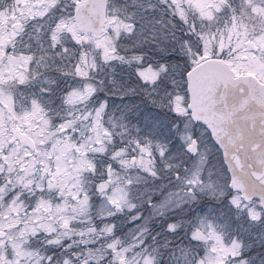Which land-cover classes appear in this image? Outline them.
<instances>
[{
  "label": "snow or ice",
  "instance_id": "1",
  "mask_svg": "<svg viewBox=\"0 0 264 264\" xmlns=\"http://www.w3.org/2000/svg\"><path fill=\"white\" fill-rule=\"evenodd\" d=\"M0 264H264V0H0Z\"/></svg>",
  "mask_w": 264,
  "mask_h": 264
},
{
  "label": "rangeland",
  "instance_id": "2",
  "mask_svg": "<svg viewBox=\"0 0 264 264\" xmlns=\"http://www.w3.org/2000/svg\"><path fill=\"white\" fill-rule=\"evenodd\" d=\"M220 157H219V154L216 156V160H215V163L217 164V166H219L220 164Z\"/></svg>",
  "mask_w": 264,
  "mask_h": 264
},
{
  "label": "water",
  "instance_id": "3",
  "mask_svg": "<svg viewBox=\"0 0 264 264\" xmlns=\"http://www.w3.org/2000/svg\"><path fill=\"white\" fill-rule=\"evenodd\" d=\"M220 153H221V156H222V161H223V150H222V149L220 150ZM224 167L226 168V167H227V165L225 164V165H224ZM228 175L230 176V175H231V173H229Z\"/></svg>",
  "mask_w": 264,
  "mask_h": 264
},
{
  "label": "flooded vegetation",
  "instance_id": "4",
  "mask_svg": "<svg viewBox=\"0 0 264 264\" xmlns=\"http://www.w3.org/2000/svg\"><path fill=\"white\" fill-rule=\"evenodd\" d=\"M219 157H220V161H222V156H221V153L219 152Z\"/></svg>",
  "mask_w": 264,
  "mask_h": 264
}]
</instances>
